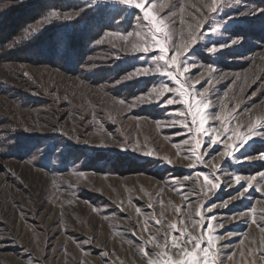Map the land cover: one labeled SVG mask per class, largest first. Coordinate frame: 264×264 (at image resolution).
Listing matches in <instances>:
<instances>
[{
  "label": "rangeland",
  "instance_id": "374dc122",
  "mask_svg": "<svg viewBox=\"0 0 264 264\" xmlns=\"http://www.w3.org/2000/svg\"><path fill=\"white\" fill-rule=\"evenodd\" d=\"M15 1L0 0V12ZM212 3L148 5L164 20L159 38L170 55L188 45L178 78L190 99L208 104L207 133L199 117L191 122L176 81L159 74L166 68L154 59L150 22L118 0L50 11L0 48V264H164L182 259L173 235L182 250L204 236L214 264H264V0H217L216 13ZM96 4L113 8L115 22L80 57L66 55L69 66L21 49L53 20ZM237 36L239 44L205 51ZM144 68L152 74L137 76ZM250 131L254 138L229 159V146ZM205 175L220 187L210 190ZM207 235L216 238L211 247Z\"/></svg>",
  "mask_w": 264,
  "mask_h": 264
},
{
  "label": "trees",
  "instance_id": "16d2710c",
  "mask_svg": "<svg viewBox=\"0 0 264 264\" xmlns=\"http://www.w3.org/2000/svg\"><path fill=\"white\" fill-rule=\"evenodd\" d=\"M77 1L80 0H16L9 9L0 12V48L18 35L24 25L50 11L70 9ZM105 7L106 5H91L90 9L73 19H55L28 37L20 47L32 52L31 58L34 60L56 63L65 68L69 66L62 61L66 55H74L72 60L80 57L97 35L113 26V8ZM14 50L17 48L12 51Z\"/></svg>",
  "mask_w": 264,
  "mask_h": 264
},
{
  "label": "snow or ice",
  "instance_id": "6c2138e0",
  "mask_svg": "<svg viewBox=\"0 0 264 264\" xmlns=\"http://www.w3.org/2000/svg\"><path fill=\"white\" fill-rule=\"evenodd\" d=\"M118 2L128 8H132L140 13H142L143 19L150 22L152 26V40L153 44L155 45L156 50H158L159 55L155 56L154 59L156 61H162L163 65L165 66L166 70L164 72H160L159 74L162 76L171 77L173 80L176 81V83L179 85V88L175 91L178 92L179 97L183 98V103L188 105V112L191 113V122L193 124L197 123V117H199L198 121V131L207 133L208 129L205 127V123L207 120L206 115L204 114V110L208 108V104L204 101H201L197 99L196 97L189 98V93L187 90H185V85L181 83L180 79L178 77L183 76L184 72L181 71V57H183L185 60L187 59V54L189 52L188 45H184L182 47H175L171 50L172 54L170 55V49L167 45V37L165 36L164 39H161L162 35L165 34L166 26L164 24V20L162 18H158L157 15L153 12V7L148 6L152 4V0H118ZM210 8L213 13H216L219 11V8L217 6V0H213V3L210 5ZM261 12H264V10H261ZM54 16H58L57 12L52 13ZM205 31L208 32V35H214L217 32V29L213 27L212 24L208 25V28L205 29ZM204 33L202 32L201 35ZM207 39V37H205ZM243 40V37L237 36L233 38L229 43L227 44H215L213 43L212 46L206 47L205 51H207L210 55H215L219 51H221L223 48L231 47L233 45L241 43ZM197 43V40L195 37L192 38L191 44L195 45ZM141 51L143 53H149L152 51L151 48L148 46H144ZM168 66H171L170 70H167ZM184 71H187V68H184ZM140 74L143 75H149L152 73H149L146 68L144 69H137L136 75L139 76ZM163 90L165 92H173L174 89L169 88L167 85H163ZM194 101V103H193ZM168 104L176 103L175 99H168ZM259 122V118L257 120ZM187 127V125H185ZM264 127V126H262ZM253 128H255V125H253ZM254 138L252 136V132L239 135V144L238 145H230L229 151H227L226 155L229 159L233 158V150L236 148H239L240 146H244L248 143L250 139ZM212 145L217 144L219 141L218 134L217 139H210L209 141ZM198 143V142H197ZM145 155L151 156L152 153H144ZM259 160L264 161V154L259 155ZM157 160H162L164 163H167L169 165L172 164V161L169 160L167 157L160 158L156 157ZM240 159V158H237ZM247 160V157L245 156L243 159H241L240 162H244ZM201 163H203L202 160H200ZM261 181H264V172L259 173ZM241 177L236 176L235 180L239 182ZM255 179V177H252L248 180V186L252 187V180ZM204 180L207 182V184L210 186L211 189H217L220 187L219 183H213V179H210L209 176L205 175ZM157 225H159L160 221H156ZM172 227L179 232V229L176 227V225H172ZM209 232L212 230L209 229ZM180 235H185V233H180ZM204 236H201L199 240L196 238L190 237V242L193 244L192 250L181 249V244L185 243V241H178L177 236L173 235L169 243L172 247L176 249V252L182 257L180 260H174L171 257H168L166 261H164V264H214V261L209 259V248H201V243L204 240ZM207 243L209 247L212 246L213 241L216 239L213 235H207L206 237ZM203 253V255H201ZM145 255H147V252H145ZM164 255H167V253H164ZM150 264H155V262L150 261Z\"/></svg>",
  "mask_w": 264,
  "mask_h": 264
}]
</instances>
